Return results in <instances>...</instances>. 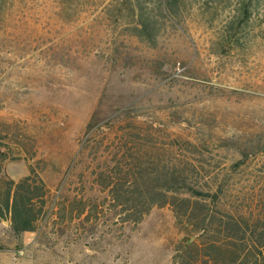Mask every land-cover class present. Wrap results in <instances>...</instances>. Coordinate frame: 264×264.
<instances>
[{
    "label": "rangeland",
    "instance_id": "obj_1",
    "mask_svg": "<svg viewBox=\"0 0 264 264\" xmlns=\"http://www.w3.org/2000/svg\"><path fill=\"white\" fill-rule=\"evenodd\" d=\"M161 4L0 0V179L31 165L61 204H100L21 236L0 219V264H174L186 227L170 206L137 225L101 210L95 173L121 157L130 124L152 130L156 154L173 141L191 157L220 206L264 202V0Z\"/></svg>",
    "mask_w": 264,
    "mask_h": 264
},
{
    "label": "trees",
    "instance_id": "obj_2",
    "mask_svg": "<svg viewBox=\"0 0 264 264\" xmlns=\"http://www.w3.org/2000/svg\"><path fill=\"white\" fill-rule=\"evenodd\" d=\"M171 1L161 0L162 11L171 7ZM131 8L135 12L137 5ZM152 30L141 19L139 33L150 36ZM130 125L126 130L130 141L121 157L95 173L96 182L108 195L102 212L113 213L123 224L137 225L154 207L170 206L177 222L186 227L185 237L174 248V264H264V202L256 207L220 206L223 190L200 183V169L191 157L179 158L173 141L156 154L144 146L152 141V130ZM141 131L148 133L142 139L138 137ZM185 145L188 148L192 143ZM16 146L23 150L21 143ZM6 157L0 151V159ZM99 207L92 199L61 204L50 197L46 182L31 165L29 174L19 181L0 179V219L9 221L17 236L36 232L52 216L74 219L86 214L90 220Z\"/></svg>",
    "mask_w": 264,
    "mask_h": 264
}]
</instances>
